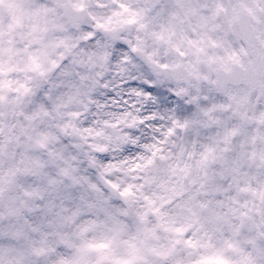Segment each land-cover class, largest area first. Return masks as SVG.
Returning a JSON list of instances; mask_svg holds the SVG:
<instances>
[{"label":"clouds","instance_id":"obj_1","mask_svg":"<svg viewBox=\"0 0 264 264\" xmlns=\"http://www.w3.org/2000/svg\"><path fill=\"white\" fill-rule=\"evenodd\" d=\"M0 264H264V0H0Z\"/></svg>","mask_w":264,"mask_h":264}]
</instances>
